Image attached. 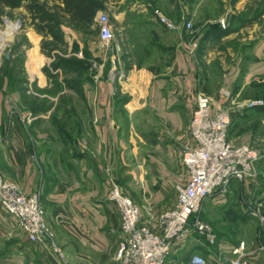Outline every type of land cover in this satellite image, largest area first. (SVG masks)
<instances>
[{
	"label": "crops",
	"instance_id": "0c3cea01",
	"mask_svg": "<svg viewBox=\"0 0 264 264\" xmlns=\"http://www.w3.org/2000/svg\"><path fill=\"white\" fill-rule=\"evenodd\" d=\"M102 1L114 30L118 31V39L115 38L111 47L114 43L125 47L130 63H120L127 70V75L124 82L118 81L123 92L129 93V100L126 101L129 115L150 107L163 120L162 126L166 130L163 129L161 135L154 138L152 148L155 153L151 160L131 167L119 136V127L115 126L116 82L111 80L109 74L107 78L95 79L85 86V100L91 108L87 114L94 120L93 138H88L79 147L75 144L70 157L61 156L65 176L61 173V167L56 168L52 164L58 155L54 152L48 156L40 155V161L46 167V173L43 174L25 143L13 144L5 149L0 155V166L24 192L41 191L46 220L54 227L63 255L49 245L25 239L13 216L0 206V264H115L117 249L125 234L119 206L110 198L114 182L112 176L119 174L131 181H123L126 193L141 208L140 224L150 227L154 232H160L158 215L176 204L174 185L187 180V167L181 155L182 146L191 139L188 125L197 96L208 95V89L201 82L199 68L189 45L182 43L177 46L178 40L182 39L185 24H177L175 0ZM157 10L176 23V27L171 28L162 22ZM233 13L236 11H232L229 24L233 20ZM61 30L65 47H72L78 40L79 32L67 23L61 25ZM242 31L243 28L235 26V31L223 38L235 36L239 40V48L246 47L238 52L235 64L231 66L230 77L220 87L210 91L208 96L216 106H230L231 101L226 97L225 90L230 91L234 97L235 88L236 98L243 91L264 83V34L246 43L247 37ZM26 32L27 36L38 38L35 30L29 28ZM46 35L39 38L52 42L53 37ZM51 42H47L46 49L39 47L25 50L26 62L22 71H27L29 76L28 79L23 78V84H36L39 88L47 86L49 81L44 63ZM57 70L60 68L54 72ZM114 70L111 69L112 72ZM5 81L2 80L0 85V124L2 120L12 117L18 107L28 110L20 89L15 87L13 93L6 95ZM259 109L254 108L235 116L231 123L242 130L239 136L243 138L234 144L247 141L258 149H264V112ZM15 117L18 118V115ZM230 127L229 132L232 130ZM236 130L234 128L232 132ZM259 130L262 132L259 133ZM165 132L169 135L164 136ZM229 132L228 138L231 140ZM259 177L260 174L255 181L246 180L249 184L247 199L261 203L264 209V177L258 180ZM234 183L237 185L236 181L231 185ZM228 197L227 194L222 202H227ZM222 202L210 200L201 214L208 207ZM215 234V244L197 233L191 234L184 242L173 244L170 264L186 263L194 253L205 257L207 264H224V258L233 257V248L242 242H245L249 253V264H264V253L258 249L263 244L261 241L245 240L242 237L233 240L224 232Z\"/></svg>",
	"mask_w": 264,
	"mask_h": 264
},
{
	"label": "rangeland",
	"instance_id": "374dc122",
	"mask_svg": "<svg viewBox=\"0 0 264 264\" xmlns=\"http://www.w3.org/2000/svg\"><path fill=\"white\" fill-rule=\"evenodd\" d=\"M48 1L49 5L52 4L51 0ZM99 1L102 2V0ZM37 2L42 5L46 0H37ZM259 2L261 0H175V19L177 24H185L182 39L178 40L177 46H181L183 43L188 44V48H192L191 53L196 59L201 75V82L206 84L208 95L210 91L212 92L220 87L227 77H230L232 74L231 66H234L238 52H241L246 47L242 46L239 48L240 43L239 40L235 39V36L223 38L232 33L233 30L235 31V26L238 29L243 28L242 32L247 37L246 43L249 42V39H258L263 36L264 13L257 16L259 14L258 10L262 8V5L258 6ZM32 3L31 0H23L22 5L17 8L0 5V46L3 51L0 59V85L2 79H5L7 96L16 90V85L12 84L14 80H17V78L19 80L23 78L28 79L29 75L27 71H22V66L26 62L25 50L38 49L39 47L46 49L47 42H51L45 38H39L40 36L46 37L47 35L37 28L39 19L34 20V12L29 9ZM237 9L240 11H237ZM230 10L236 11L235 14L233 13L231 24L226 26L230 27V30L227 32L222 31L221 33L219 31L212 32L204 40H200L207 29L219 24L225 27L224 20ZM98 12L108 13L103 6ZM188 23H191L190 27L186 26ZM29 28L37 32L38 38L31 35L27 36L26 30ZM59 28H61V25ZM76 31L79 32L78 40L75 41L72 47H65L63 42L55 40H52V45L48 46L44 68H51L52 74L55 73L57 75L56 78L52 79L45 71L49 81L46 87L39 88L36 84L29 83L26 85L21 83L20 87H17L22 91L24 90L21 95L32 104L25 103L28 110L18 107L16 112L12 113V117L2 120L0 124V155L2 156L5 149L7 150L13 144L25 143L31 155L35 157L36 164L40 166L43 174L46 173V167L40 161V155L42 156V154L44 156H48L52 152L58 154L55 161H52V164L54 167L60 168L62 165L61 158L63 156L64 158L65 156L70 157L69 155L72 153L75 144L79 147L83 142H87L88 138H93L94 120L87 114L91 108L85 100V86L95 79L107 78L110 74L111 80L116 82L115 126L119 127V136L126 149V154L129 156L128 161L132 165L130 166L136 167L144 161L149 162L155 153V150L152 148L154 138L157 139L163 132V129L166 130V128L162 126L163 120L150 107L137 110L131 116L129 115L130 113L126 107L129 93L123 92V87L118 83L119 80L124 82L127 75V70H124L123 66L120 65V63H129L126 57V48H122L118 43H114V46L110 47L106 53L99 50L101 42L100 27L97 23L93 26L91 25L88 29H76ZM114 34L115 38H117L118 31L116 29L114 30ZM122 50H124L125 54ZM8 51H10V57L6 56ZM113 56L114 59H111ZM60 59H73L80 64L76 63V68L75 66L71 69L62 67L59 71L54 72L56 69L53 71L52 64ZM8 60H10L9 63ZM13 68L14 71L12 73L10 70ZM112 68L115 69L113 72L111 71ZM118 72L119 76L117 75ZM73 82L77 83L72 84ZM8 85H11V87ZM233 89L234 97H232L229 106L232 112L235 111L237 104L244 103L246 100H264V87L255 85L251 89L243 91L242 95L236 98L235 88ZM34 100L40 101L39 108L38 104L34 103ZM33 107L38 110L35 111ZM248 110L251 109L244 110L241 113ZM15 115H18V118ZM233 117L234 120L235 114ZM190 121L188 132L191 139L187 140L182 146L181 155L186 147L192 146L194 142L190 132ZM232 126L230 127L232 130L229 132L231 141L241 140L243 137L239 135H241L242 130L233 126L235 130L238 128L233 133L234 128ZM168 135L169 133L165 132L164 136ZM137 152L138 155L136 154ZM5 171L0 166L1 176L15 183L9 176V173ZM258 172L260 174L258 180H260L261 176L264 177V162L258 165ZM61 173L64 174L62 167ZM112 180L114 181L112 187L117 185L127 195L124 182L129 183L131 181L124 179L119 174L113 175ZM179 184L176 183L174 185L176 195V188ZM236 184L234 183L230 186L227 202L208 207L202 214V219L209 223L217 234L224 232L230 235L233 240L236 238L241 239L242 237L245 240L254 239L260 241L264 235V226L261 225L258 218L246 213L248 206L257 203L253 200L248 201L247 199L249 189L247 181H236ZM16 185L18 186V184ZM34 192L39 193L41 203L45 209L41 191L36 190L31 193ZM129 197L132 198L131 195ZM132 199L135 201L134 198ZM151 209L153 208L149 210ZM48 226L56 247L60 249L63 255V250L59 245L54 227L49 223ZM22 236L28 240L26 233L23 232ZM49 246L56 251L51 241H49ZM57 253L59 254V252Z\"/></svg>",
	"mask_w": 264,
	"mask_h": 264
},
{
	"label": "built area",
	"instance_id": "2783aa9c",
	"mask_svg": "<svg viewBox=\"0 0 264 264\" xmlns=\"http://www.w3.org/2000/svg\"><path fill=\"white\" fill-rule=\"evenodd\" d=\"M156 13L169 27H176L158 10ZM97 22L100 27L99 47L108 50L115 40L114 25L106 12L98 15ZM186 26L190 27L191 23ZM224 93L231 101V92L225 90ZM263 105L262 99L246 100L237 104L238 108L232 112L230 107L216 106L206 94L197 96L190 121L194 142L182 153L188 177L184 183L177 185L175 206L158 215L160 232L140 224L138 204L117 185L112 187L110 198L119 206L125 234L117 249L116 264H170L173 244L184 242L193 233L207 238L212 244L217 242V235L210 224L200 217L206 203L212 199L219 203L224 201L233 181L257 180L258 165L264 160V149H258L251 142L234 144L229 140L233 115ZM0 206L13 216L29 241L45 245L51 241L62 255L55 245L39 193H26L0 174ZM246 213L258 218L264 226L261 203L248 206ZM258 249L264 253V244ZM232 253L233 257L224 258V264H249L245 242L233 248ZM179 264H207V260L194 253L188 262Z\"/></svg>",
	"mask_w": 264,
	"mask_h": 264
},
{
	"label": "trees",
	"instance_id": "16d2710c",
	"mask_svg": "<svg viewBox=\"0 0 264 264\" xmlns=\"http://www.w3.org/2000/svg\"><path fill=\"white\" fill-rule=\"evenodd\" d=\"M23 0H0V5L10 7V8H17L22 5ZM33 3L29 6V9L34 12L33 19L37 20L39 19V22L37 24V28L40 31L45 32V34H50L53 37V40L55 41H61L63 42L61 28H59L60 25L67 23L68 25L72 26L74 29L78 30H85L88 29L91 25L98 24L96 20L97 12L98 10L103 6V1L99 0H51L52 4H48V0L44 4H38L37 0H31ZM236 1V0H235ZM37 2V3H36ZM260 10H258L259 15L264 13V0H261L259 2L258 6H261ZM36 13V14H35ZM38 15V16H37ZM256 16V17H257ZM67 21V22H66ZM230 30V27H223L222 24L215 25L209 29L206 30L204 35L200 38V40H204L207 36H209L212 32H227ZM10 60H8L9 63ZM80 64L76 62L73 59H67L63 60L60 59L54 64H52L53 71L54 69L58 68H73L75 65ZM76 68V66H75ZM74 68V69H75ZM12 73L14 71V68L10 70ZM45 71L49 74V77L56 78V74H52L51 68H46ZM76 71V69H75ZM11 76V75H9ZM3 80V79H2ZM14 80L12 84H15L16 87H20L22 81ZM77 82H73L72 84H76ZM259 87H264V83L257 84ZM21 93L24 92V90H20ZM25 103L32 104L30 101H27L25 98ZM35 104H38L39 108V100H34ZM35 108V107H33ZM37 108V106H36ZM35 108V111L38 109ZM261 109L262 112H264V105L261 107H258ZM259 109V110H260ZM200 217L202 218V214H200ZM261 243L264 244V235L260 239Z\"/></svg>",
	"mask_w": 264,
	"mask_h": 264
},
{
	"label": "water",
	"instance_id": "95a60500",
	"mask_svg": "<svg viewBox=\"0 0 264 264\" xmlns=\"http://www.w3.org/2000/svg\"><path fill=\"white\" fill-rule=\"evenodd\" d=\"M231 15H232V11H229V12L227 13V15H226L225 20H224V26H225V27L229 25V23H230V19H231ZM10 55H11V54H10V51H8L7 54H6V56H7V57H10Z\"/></svg>",
	"mask_w": 264,
	"mask_h": 264
},
{
	"label": "bare ground",
	"instance_id": "6f19581e",
	"mask_svg": "<svg viewBox=\"0 0 264 264\" xmlns=\"http://www.w3.org/2000/svg\"><path fill=\"white\" fill-rule=\"evenodd\" d=\"M0 50H1V52H3V51H2V47H1V46H0ZM1 57H2V56L0 55V59H1Z\"/></svg>",
	"mask_w": 264,
	"mask_h": 264
}]
</instances>
